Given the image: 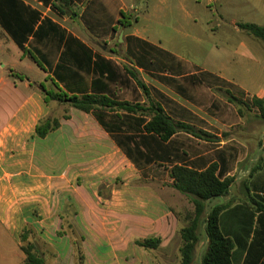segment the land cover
<instances>
[{
	"label": "crops",
	"instance_id": "1",
	"mask_svg": "<svg viewBox=\"0 0 264 264\" xmlns=\"http://www.w3.org/2000/svg\"><path fill=\"white\" fill-rule=\"evenodd\" d=\"M189 2L204 11L214 3L224 21L264 16V0H0V264L13 257L24 263L20 234L24 225L36 223L34 211L43 217L38 222L42 239L50 241L58 257L73 259L71 244L56 237L64 209L59 197L63 171L72 181L86 182L66 189L77 211L71 222L94 232L84 242L86 264H125L129 252L138 258L132 264H179V230L193 206L187 200L181 209L186 197L171 187L169 171L175 165L203 171L211 164L222 179L234 180L227 196L206 203L204 219L213 206L227 205L219 225L233 243L232 264H264V123L256 109L232 101L248 102L245 98L252 95L262 99L264 86L256 92L241 88L245 97L235 96L233 78L219 69L187 70L162 60L155 52L160 44L140 28L141 19L187 12ZM230 22L238 31L236 21ZM193 88L204 94L201 104L188 98ZM45 92L104 96L144 108L151 102L206 135L178 133L162 142L144 132L148 116L70 108L69 119H61L58 130L40 139L36 125L60 108L58 101H45ZM223 93L231 96L232 122L215 104ZM246 112L257 119L258 133L250 131ZM47 142L52 147L46 151ZM103 177L109 182L127 177L128 182L110 183L108 197L102 198L99 180L92 179ZM141 179L147 183H138ZM50 190L54 193L47 197ZM105 224L114 226L107 234ZM204 225L191 264H201L207 249ZM135 238L160 240L156 249L145 251V263Z\"/></svg>",
	"mask_w": 264,
	"mask_h": 264
},
{
	"label": "rangeland",
	"instance_id": "2",
	"mask_svg": "<svg viewBox=\"0 0 264 264\" xmlns=\"http://www.w3.org/2000/svg\"><path fill=\"white\" fill-rule=\"evenodd\" d=\"M189 3V10L187 12H178L174 10L171 16H154L147 20H142L140 18L141 30H145L146 35L151 40L160 44V49H155L157 56L161 57L162 60H166L167 62L170 60L173 63L177 62L182 65L184 69L187 68V70L196 69L201 71V69H205L207 71L216 72L218 69L221 70L222 74L226 75V77H229L230 80L233 78L236 86H232L231 91L235 94V96L238 95V97H245L241 92V88H248L251 91L256 92L261 87H263L264 43L254 38H252L251 41L250 37L240 31L238 27V31L235 32L233 30V26L230 25V21L235 20L237 24L252 23L259 26H264V16H260L259 14H250L240 18L231 16L224 18V21L218 17L216 12H214L216 6L214 3H210V8H208L206 11H204L202 6L197 7L194 2ZM197 89L193 88L192 90H189L187 92L189 95L188 98L190 100H195L198 104H201L200 101L202 100L204 94H202L201 91ZM230 97L231 96L227 93H223L221 95V102L215 101L216 106L219 107L222 115H224L226 122L234 121L233 115L231 113L232 107L229 106L228 103ZM254 97L255 95H252L251 97L248 96L245 99L252 100ZM58 106H60V108L58 110L53 109L51 113L52 115L49 117H56L61 121L65 115L67 106L61 102L58 103ZM61 109L63 112H61ZM244 120L250 122V124L252 123L250 131L256 129L257 133L260 131V128L257 126L258 121L254 118V116L250 117L246 112ZM42 146L43 145L41 144V146L38 147L37 152L39 155H41L39 151L43 149ZM51 147V142H47L44 145L45 150H48ZM46 156L50 155H45V158ZM41 158L42 156L39 158L40 161ZM150 171L151 169L145 170L144 175L146 176ZM67 174V172L63 171L62 176L60 177V191L63 193H61L59 197L64 203V209L62 210V213H60V217H65L71 221L77 215V211L69 200L66 189L70 190L73 185L81 186L86 182L81 178H77L72 181V179ZM124 178L125 180L121 177H116L109 182L103 177L101 179H92V181L99 180L97 183L99 185L98 196L106 198L109 195L107 186H109L110 183L113 186H119L125 182H128L127 177ZM138 183L144 184L147 182L141 179ZM53 193L54 192L50 190L47 197H51ZM187 200L188 198L182 199V210L185 208ZM32 216L35 217L36 223L24 225L21 230V233L23 232L27 237L30 238L28 241L29 243H23L20 241V247H26L28 244H33L35 248L39 250V252L46 254L44 256L45 264H74V262L71 261L74 260V258L71 260L65 259L63 253V255H59L58 257L56 250L54 249V246L50 244V241L42 239L38 233V222L42 220V215H38L37 212L34 211ZM61 227L64 235H58L60 230L59 228L56 231V237L62 238V240H67L68 243L71 244L73 250V240H75L77 247L84 250V242L86 239H90L91 234H94V232L91 233L90 231L83 232L82 228L74 222H71V225L63 224ZM112 227L114 226L105 224L102 226L104 229L103 232L106 234L109 233ZM64 229L67 231L75 229V233H73V235H69ZM126 232L129 231L126 230ZM148 257L149 254L142 250L140 260L145 263L147 262ZM137 259L138 258L136 256L134 257L131 252H129L125 256V264H132L134 261H137ZM19 263H21L20 260L16 257H13L12 262L8 264Z\"/></svg>",
	"mask_w": 264,
	"mask_h": 264
},
{
	"label": "trees",
	"instance_id": "3",
	"mask_svg": "<svg viewBox=\"0 0 264 264\" xmlns=\"http://www.w3.org/2000/svg\"><path fill=\"white\" fill-rule=\"evenodd\" d=\"M124 25V24H123ZM237 27L243 33L252 36L254 39L264 43V26L252 23H240ZM20 47L21 43H19ZM136 84L145 91V86L138 80L134 72H129ZM19 79H23L20 75H15ZM146 94V93H145ZM44 99L48 101H58L64 103L67 108L63 119H69V109L73 108L84 113L94 111H123L130 114H140L148 116L149 121L144 124L143 130L147 134L155 135L162 142H167L178 133H185L194 138L201 139L206 134L197 130L191 125L174 121L164 110L158 105L150 102L147 108L140 104H130L127 102L114 101L107 97H97L93 95L84 96H66L57 93L45 92ZM238 106L245 107L247 110L256 109L259 112V118L264 123V98L254 97L246 102L239 99H232ZM241 113V112H240ZM60 128V120L58 118L47 117L38 122L35 128V135L40 139H44L48 134ZM172 179L171 187L188 198L193 206L190 213L184 214L187 225L179 230L181 246L179 248L180 261L179 264H191L194 250L200 240L199 231L202 222H204V235L207 238L208 245L202 256L201 264H232L231 252L233 249L232 241L225 237L220 230V215L227 209V205L213 206L204 219L206 203L211 199L227 196L233 183V178L222 179L218 172L217 165L211 164L207 169L198 171L181 165L173 166L169 171ZM62 222L58 235H64L62 225H71V221L65 217H61ZM27 225V224H26ZM70 227V226H69ZM67 231L66 229H64ZM75 229L67 231V234L73 235ZM29 237L23 232L20 234V241L29 243ZM73 245V262L74 264H86L84 250L77 247L75 240ZM134 244L144 251L156 249L160 240L158 238L133 239ZM21 251L25 255L23 264H45L43 252H39L33 244L26 247L21 246Z\"/></svg>",
	"mask_w": 264,
	"mask_h": 264
}]
</instances>
